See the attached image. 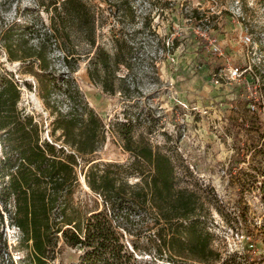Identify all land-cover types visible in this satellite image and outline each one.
Wrapping results in <instances>:
<instances>
[{"label": "rangeland", "instance_id": "rangeland-1", "mask_svg": "<svg viewBox=\"0 0 264 264\" xmlns=\"http://www.w3.org/2000/svg\"><path fill=\"white\" fill-rule=\"evenodd\" d=\"M52 1L0 0V68L20 85L18 108L37 122L41 137L54 140L59 134L50 136L54 115L36 78L24 72L22 59L13 58L43 43L49 69L57 74L68 71L59 47L71 52L77 85L104 124V143L90 159L103 163L101 168L115 163L108 169L120 180L138 183L115 124L130 119L134 138L167 154L177 184L203 202L219 255L210 264H264V0H82L92 17L81 25L71 22L64 45L53 36L44 39L51 32ZM115 40L128 66L110 76L116 93L108 94L88 77L87 62L97 45L113 53ZM229 66L243 70L239 78L226 77ZM58 93L52 90L49 102L65 110ZM142 169L147 174L149 168ZM77 174L74 206L104 208L83 171ZM140 212L119 219L122 241L138 264H203L156 255L152 211ZM28 253L4 214L0 264H32ZM80 254L59 240L46 264H78Z\"/></svg>", "mask_w": 264, "mask_h": 264}, {"label": "trees", "instance_id": "trees-1", "mask_svg": "<svg viewBox=\"0 0 264 264\" xmlns=\"http://www.w3.org/2000/svg\"><path fill=\"white\" fill-rule=\"evenodd\" d=\"M51 5V32L45 33L44 39L53 36L55 44L64 45L71 22L81 25L92 17L82 0H53ZM78 27L75 30H83ZM87 41L94 46L91 35ZM59 49L68 68L64 74L49 69L43 43L32 53L13 58L22 59L24 72L35 77L44 91L43 100L54 115L50 136L59 132L54 140L42 138L37 122L18 108L20 85L0 68V222L5 214L17 228L32 264H46L59 240L81 250L78 264H138L122 241L119 228H125L119 219L150 209L156 255L203 264L217 260L203 202L193 190L177 184L175 165L167 154L148 141L134 138L130 119L115 122L116 131L124 149L132 154L130 166L140 181L128 184L108 169L116 167L115 163L101 168L103 163L90 159L104 143V124L77 85L73 76L76 67L68 58L71 52L65 47ZM26 59L30 62L24 63ZM119 66L127 67L128 63L115 40L113 53L95 47L87 62V74L103 91L114 94L110 76ZM52 90L65 101V110L50 104ZM144 166L149 168L147 174ZM78 168L88 187L102 197L104 208L82 211L74 206Z\"/></svg>", "mask_w": 264, "mask_h": 264}, {"label": "built area", "instance_id": "built-area-1", "mask_svg": "<svg viewBox=\"0 0 264 264\" xmlns=\"http://www.w3.org/2000/svg\"><path fill=\"white\" fill-rule=\"evenodd\" d=\"M243 41H244V43H249V41H250L249 36L244 35ZM212 50L214 52L218 53L219 55L222 54V52L220 51V49L216 45H212ZM242 71L243 70H240V68L237 67V66H229L226 69L225 75L229 79H236V78L240 77ZM250 107H251V109H254V105L253 104H250Z\"/></svg>", "mask_w": 264, "mask_h": 264}]
</instances>
